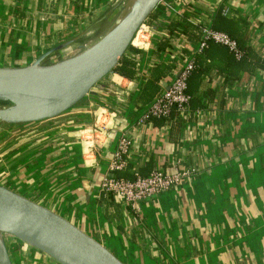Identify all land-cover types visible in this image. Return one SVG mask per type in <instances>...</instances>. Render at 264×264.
<instances>
[{"label":"crops","instance_id":"obj_1","mask_svg":"<svg viewBox=\"0 0 264 264\" xmlns=\"http://www.w3.org/2000/svg\"><path fill=\"white\" fill-rule=\"evenodd\" d=\"M126 1L0 0V67L28 65L60 45L44 63L76 54L108 30ZM160 3L161 14L132 41L140 50L131 54L132 78L111 71L53 118L0 121V185L69 220L124 264H264V0ZM183 15L186 32L159 48L167 24ZM216 16L242 34L245 67L235 72L223 55L205 50L199 63L206 71L186 115L140 124L153 97L200 54V30ZM158 64L165 67L153 79ZM121 137L130 145L118 176L158 168L190 176L135 208L102 192ZM5 243L12 264H60L16 237Z\"/></svg>","mask_w":264,"mask_h":264},{"label":"water","instance_id":"obj_2","mask_svg":"<svg viewBox=\"0 0 264 264\" xmlns=\"http://www.w3.org/2000/svg\"><path fill=\"white\" fill-rule=\"evenodd\" d=\"M162 0H127L115 22L94 43L46 64L63 45L25 66L0 67V121L33 123L76 106L119 63ZM47 254L60 264H124L104 245L43 205L0 185V264H12L5 236Z\"/></svg>","mask_w":264,"mask_h":264},{"label":"built area","instance_id":"obj_3","mask_svg":"<svg viewBox=\"0 0 264 264\" xmlns=\"http://www.w3.org/2000/svg\"><path fill=\"white\" fill-rule=\"evenodd\" d=\"M143 25L145 24L141 25L134 37L140 32ZM209 41L225 46L236 58L241 56L242 52L239 50L233 38L223 31L205 25L200 30V40L198 42L197 51H202L208 45ZM193 67L194 62L192 59H188L183 63L179 72L172 79L168 87L160 94L153 97L148 103L146 110L139 118L140 124L154 117H167L171 109H175L181 115H186L190 100V96L186 93L187 79ZM97 128H99V130H105L106 123L103 122L102 125ZM129 145V140L126 137H121L114 157L108 165L107 173L102 180L101 190L104 193L118 195L132 208L137 207L143 200L180 184L191 174L189 169H178L175 172L168 173L158 168L152 170L145 176L136 173L133 178L120 177L117 175V172L126 167Z\"/></svg>","mask_w":264,"mask_h":264},{"label":"trees","instance_id":"obj_4","mask_svg":"<svg viewBox=\"0 0 264 264\" xmlns=\"http://www.w3.org/2000/svg\"><path fill=\"white\" fill-rule=\"evenodd\" d=\"M162 8L163 7H162L161 3H158L156 5V7L154 8V10L151 12V14L148 16V18L146 19L144 24L153 23L157 19V17L161 14ZM187 25H188V23L186 20V15H183L182 17H180L175 22L167 24V26L165 27V35L160 37V39H158V47L159 48L164 47L167 44L171 34L176 33L175 31H177V33H179V34L186 32ZM212 28L219 30V31H223V32L227 33L231 38H233L236 41L237 46H238L239 50H241L242 53H241V56L239 58H236L233 55V53L228 48H226L225 46H222V45L216 44L212 41H209L208 45L201 52H199L200 54L198 56L196 55V59L194 60V67H193L192 71L190 72L189 77L187 79L186 93L190 96V100L188 103L189 106L191 104V101L197 100V97L194 95V92L198 86V83L200 82V77H201L200 75H202L206 71L205 68L202 66V64L199 63V61L202 59V56L204 55L203 52L205 50H206V52L207 51H210V52L216 51L217 53L223 55L226 59L225 60L226 64H228L229 67H232L235 70V72H237L240 68L245 67L244 60H245L246 54H248V52H249V48L246 47L243 39L241 38L242 34L240 35V34L235 32L234 28L232 27V25L230 24L228 19H224L222 17L219 18L218 16H216L214 18ZM199 36H200V33H199ZM138 51H140V50L137 49L136 47H134L132 44H130L129 47L127 48V50L125 51V53L123 54V56L121 57L119 63L112 70V72H116V73L120 74L121 76H124L127 78H132L136 72V62H135L134 58L131 56V54L138 52ZM164 67L165 66L163 64H158L157 69H154V71L152 72V78L158 79L159 74L162 72V69ZM225 71H226V69H225ZM225 73L231 74V73H233V71L229 70V71H226ZM234 73L232 75L236 76V74H234ZM145 88L146 87H144V89ZM179 117L183 118L184 115H181L175 109H171V111L167 117H160V118L154 117V119H159L163 122H170L171 120H173L172 122H174V121H176V118H179ZM124 178H126V177H124Z\"/></svg>","mask_w":264,"mask_h":264}]
</instances>
